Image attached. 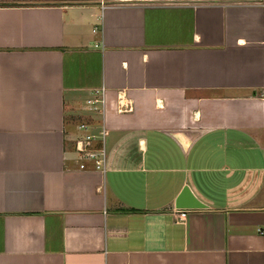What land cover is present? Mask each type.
I'll list each match as a JSON object with an SVG mask.
<instances>
[{
    "label": "crops",
    "instance_id": "crops-1",
    "mask_svg": "<svg viewBox=\"0 0 264 264\" xmlns=\"http://www.w3.org/2000/svg\"><path fill=\"white\" fill-rule=\"evenodd\" d=\"M0 264H264V0H0Z\"/></svg>",
    "mask_w": 264,
    "mask_h": 264
},
{
    "label": "built area",
    "instance_id": "built-area-1",
    "mask_svg": "<svg viewBox=\"0 0 264 264\" xmlns=\"http://www.w3.org/2000/svg\"><path fill=\"white\" fill-rule=\"evenodd\" d=\"M123 94L117 93L115 98V109L118 111L131 108L127 101H123ZM88 109H96L103 106L104 96L102 90L95 89L93 95L85 99ZM77 129L81 132L73 141V159L78 169H84L89 161L93 169L104 171L105 146L103 137L107 133L105 127L101 126L97 132L90 130V124L86 121L78 122ZM98 138L99 142L94 143L93 139ZM171 215L177 222L185 219V211L180 208H172Z\"/></svg>",
    "mask_w": 264,
    "mask_h": 264
},
{
    "label": "water",
    "instance_id": "water-1",
    "mask_svg": "<svg viewBox=\"0 0 264 264\" xmlns=\"http://www.w3.org/2000/svg\"><path fill=\"white\" fill-rule=\"evenodd\" d=\"M204 204L200 202L190 191L187 185H183L174 199V207L180 209L202 207Z\"/></svg>",
    "mask_w": 264,
    "mask_h": 264
}]
</instances>
